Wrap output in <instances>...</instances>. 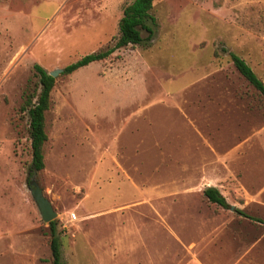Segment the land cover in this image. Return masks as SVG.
<instances>
[{
    "label": "rangeland",
    "instance_id": "374dc122",
    "mask_svg": "<svg viewBox=\"0 0 264 264\" xmlns=\"http://www.w3.org/2000/svg\"><path fill=\"white\" fill-rule=\"evenodd\" d=\"M134 0H0V264H264V0H154L155 36L59 74L45 168L32 162L25 95L115 44ZM219 190L235 210L210 203Z\"/></svg>",
    "mask_w": 264,
    "mask_h": 264
},
{
    "label": "trees",
    "instance_id": "16d2710c",
    "mask_svg": "<svg viewBox=\"0 0 264 264\" xmlns=\"http://www.w3.org/2000/svg\"><path fill=\"white\" fill-rule=\"evenodd\" d=\"M154 0H134L125 7L119 22V36L115 44L104 50L88 54L63 69L62 75L73 74L89 65L104 61L117 50L128 46H148L155 36L156 18L152 15ZM240 75L264 99V81L259 78L251 66L234 52H227ZM35 75L39 79V92L27 93L24 98L22 111L29 119L28 134L31 142L32 162L29 176L32 178L45 168L44 146L48 141L46 133V112L51 106V92L55 87L56 78H53L39 65L34 66ZM207 200L215 205L230 209L226 199L218 189L209 187L204 191ZM237 213L258 224H264L259 218L249 216L243 211ZM51 232L52 264H64L62 260L61 240L57 232V222L49 224Z\"/></svg>",
    "mask_w": 264,
    "mask_h": 264
},
{
    "label": "water",
    "instance_id": "95a60500",
    "mask_svg": "<svg viewBox=\"0 0 264 264\" xmlns=\"http://www.w3.org/2000/svg\"><path fill=\"white\" fill-rule=\"evenodd\" d=\"M62 72H63V70H56V71L51 72L49 74L53 78H56ZM27 187L29 188V190L32 194V197H33L36 205L38 206L42 220L47 224H50L51 222H53L57 218V213L55 212L51 202L47 198H45L43 190L40 188L38 183L34 179H32L28 183ZM230 209L232 211H234L235 207L230 206Z\"/></svg>",
    "mask_w": 264,
    "mask_h": 264
}]
</instances>
